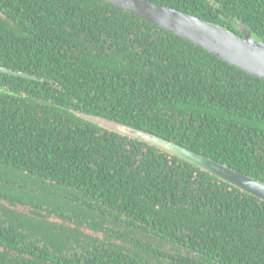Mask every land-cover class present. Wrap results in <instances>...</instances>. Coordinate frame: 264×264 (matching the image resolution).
I'll use <instances>...</instances> for the list:
<instances>
[{
	"label": "trees",
	"instance_id": "trees-1",
	"mask_svg": "<svg viewBox=\"0 0 264 264\" xmlns=\"http://www.w3.org/2000/svg\"><path fill=\"white\" fill-rule=\"evenodd\" d=\"M151 1L264 42V0ZM0 67V264H264V200L89 119L264 183L263 79L103 0H0Z\"/></svg>",
	"mask_w": 264,
	"mask_h": 264
},
{
	"label": "water",
	"instance_id": "water-1",
	"mask_svg": "<svg viewBox=\"0 0 264 264\" xmlns=\"http://www.w3.org/2000/svg\"><path fill=\"white\" fill-rule=\"evenodd\" d=\"M125 10L165 31L204 49L241 71L264 80V42L256 40L250 29L240 28V35L222 26L203 20L151 0H103ZM0 72L25 76L0 67ZM94 123L131 138L139 139L179 156L196 167L264 200V183L234 171L198 153L156 135L101 118L90 117Z\"/></svg>",
	"mask_w": 264,
	"mask_h": 264
},
{
	"label": "rangeland",
	"instance_id": "rangeland-1",
	"mask_svg": "<svg viewBox=\"0 0 264 264\" xmlns=\"http://www.w3.org/2000/svg\"><path fill=\"white\" fill-rule=\"evenodd\" d=\"M11 208V207H10ZM14 210H16V211H19V212H29V210H30V208L29 207H23V206H18V207H15V208H13ZM58 219L57 218H55V217H50V221H57ZM62 223L64 222V221H61ZM67 225H69L67 222H65ZM70 226V225H69Z\"/></svg>",
	"mask_w": 264,
	"mask_h": 264
}]
</instances>
